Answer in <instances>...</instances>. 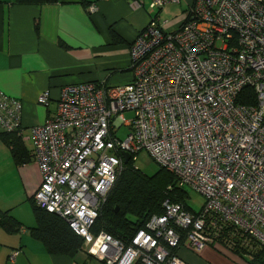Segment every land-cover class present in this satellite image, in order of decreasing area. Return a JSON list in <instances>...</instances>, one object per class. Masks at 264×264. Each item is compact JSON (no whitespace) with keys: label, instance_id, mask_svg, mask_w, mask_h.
<instances>
[{"label":"built area","instance_id":"2783aa9c","mask_svg":"<svg viewBox=\"0 0 264 264\" xmlns=\"http://www.w3.org/2000/svg\"><path fill=\"white\" fill-rule=\"evenodd\" d=\"M130 56L131 82L67 85L56 113L33 128L37 206L66 220L106 264H190L178 253L187 242L193 251L224 245L253 260L264 248V0H193L178 30L155 16ZM246 88L255 104L239 100ZM50 100L48 90L39 97ZM21 112L22 102L0 89L4 131L19 130ZM125 152L134 163L147 155L176 176L177 188L199 192L202 208L167 196L164 212L128 239L94 231Z\"/></svg>","mask_w":264,"mask_h":264},{"label":"crops","instance_id":"0c3cea01","mask_svg":"<svg viewBox=\"0 0 264 264\" xmlns=\"http://www.w3.org/2000/svg\"><path fill=\"white\" fill-rule=\"evenodd\" d=\"M153 2L86 0L87 6L82 0L45 3L2 0L0 89L22 102L21 125L16 134L31 155L33 128L56 113L65 86L87 81L108 86L131 82L130 46L137 36L155 16L165 30H178L193 5V0H180L177 3L182 7L180 19L166 16L163 20L161 12L165 6L156 8ZM114 33L122 42H114ZM47 90L49 105L39 101ZM3 131L0 125V133ZM41 182V170L34 157L29 163L16 165L11 148L0 139V209L21 223L16 233L0 227V264H106L90 255L86 248L81 250L83 256L80 252L74 257L50 254L43 242L31 235L30 230L36 226L32 203ZM189 247L182 246L179 256L190 264H205L199 253ZM210 247L213 246L202 249L207 257L218 264H232L219 260L213 251L223 252L221 245H217L218 249ZM15 250L18 254L11 261L10 255Z\"/></svg>","mask_w":264,"mask_h":264},{"label":"trees","instance_id":"16d2710c","mask_svg":"<svg viewBox=\"0 0 264 264\" xmlns=\"http://www.w3.org/2000/svg\"><path fill=\"white\" fill-rule=\"evenodd\" d=\"M52 0H18L20 3H45ZM2 0H0V3ZM83 5L86 0H82ZM114 42H122L119 35L114 33ZM241 102L256 103L255 91L246 88L240 95ZM0 139L11 148L16 165L29 163L33 160L23 141L16 132L0 133ZM177 178L164 167L153 175H148L134 166L130 160L120 173L117 181L108 195L100 216L96 222L94 231L106 230L118 239H128L134 233L145 227L146 222L153 215L164 212V200L167 196L176 198L191 208L186 201L189 193L183 188H177ZM172 187V188H170ZM32 210L36 218V226L30 232L31 235L43 242L50 254H62L74 257L84 245V239L79 236L66 220L55 213H51L32 203ZM21 223L9 212L0 209V227L10 233L19 231ZM236 253L242 254L239 251ZM87 264V263H78ZM251 264H264V248L254 254Z\"/></svg>","mask_w":264,"mask_h":264},{"label":"rangeland","instance_id":"374dc122","mask_svg":"<svg viewBox=\"0 0 264 264\" xmlns=\"http://www.w3.org/2000/svg\"><path fill=\"white\" fill-rule=\"evenodd\" d=\"M181 12H182L181 6H179L177 3H169L165 5L163 11L161 12L162 14L161 16L163 20H165L166 16H170L171 20H179L180 19L179 16H181ZM125 117L127 119H131L133 118V113L127 112L125 114ZM127 131H128L127 127H122L121 129H119L118 135L121 138H125V136L127 135ZM142 155L139 156L138 160L134 163L136 168L140 169L141 171H143L148 175L155 174L160 169V165L150 158H142ZM187 191L189 193V197L187 201L194 210L199 211L204 204L205 201L204 196L191 187H188ZM26 205L27 207H29V204ZM187 244L189 245V242H187ZM221 247H222L221 249H223V252H220L218 250H213L214 252H216V254H218L219 260L231 262L232 264H247V263L251 264L252 258L246 253H242V254L236 253L235 251L228 249L224 245H221ZM210 249L212 250L218 248L217 245H213V247H210ZM196 252L199 253L198 255L199 258H201L203 262L205 261V264H218L217 261L207 257L206 254H204V250L196 251ZM80 255L83 256L85 254L83 253V251H80Z\"/></svg>","mask_w":264,"mask_h":264},{"label":"water","instance_id":"95a60500","mask_svg":"<svg viewBox=\"0 0 264 264\" xmlns=\"http://www.w3.org/2000/svg\"><path fill=\"white\" fill-rule=\"evenodd\" d=\"M124 157H125V163L127 164L131 159V155L128 152H125Z\"/></svg>","mask_w":264,"mask_h":264}]
</instances>
